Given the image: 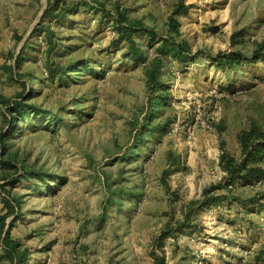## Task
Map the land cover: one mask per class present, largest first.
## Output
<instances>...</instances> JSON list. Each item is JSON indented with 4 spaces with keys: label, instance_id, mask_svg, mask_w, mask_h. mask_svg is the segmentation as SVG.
I'll return each mask as SVG.
<instances>
[{
    "label": "rangeland",
    "instance_id": "rangeland-1",
    "mask_svg": "<svg viewBox=\"0 0 264 264\" xmlns=\"http://www.w3.org/2000/svg\"><path fill=\"white\" fill-rule=\"evenodd\" d=\"M55 1L0 0V264L9 226L24 264H264V0H57L44 16ZM177 4L192 52L149 83ZM125 17L158 33L135 32L145 59ZM252 127L256 160L232 180L221 155L241 161Z\"/></svg>",
    "mask_w": 264,
    "mask_h": 264
},
{
    "label": "trees",
    "instance_id": "trees-1",
    "mask_svg": "<svg viewBox=\"0 0 264 264\" xmlns=\"http://www.w3.org/2000/svg\"><path fill=\"white\" fill-rule=\"evenodd\" d=\"M57 0L55 3H49V7L45 9L44 16L49 15V9L54 7L57 4ZM183 4H177L176 7L172 10V12L169 15L168 19V28L171 32L174 33V35H165V36H159L160 37V43L156 46V54L155 56L145 64V73L148 78L149 83H153L154 80L158 77L160 73V67L162 63V56L169 54L176 58L177 60L183 59L185 56H189L191 54V49L187 41L185 40H177L174 36L179 35V29L178 24L179 21L176 18V15L183 11ZM186 8V7H185ZM126 20V21H125ZM125 21V23H124ZM118 24V28L120 31L119 39L125 40L128 43L129 47V54L132 56V59H145L144 53L141 52L140 47L138 46V43L135 40V32H138L140 30H144L147 32L150 36L158 37V33H156L154 30L145 27L143 23L138 20H129L128 18L120 19V21H116ZM50 50V49H49ZM128 54V56H130ZM196 54V53H195ZM193 54V55H195ZM219 56H222V53H220ZM233 56H236L235 52L230 53V58L232 59ZM229 61V60H228ZM233 62V59L231 60ZM18 105L16 103L12 104L13 110L18 109ZM19 110V109H18ZM255 128L252 127L249 130L241 133L239 135V140L241 143L242 153L243 157L241 161H236L234 158H231L227 154L221 155V161L223 164V167L228 171V173L231 176V179L234 180L235 178L239 177L242 174H247L251 170V166L249 163L252 160H256V152L257 147L261 144L255 141L256 134H255ZM260 136L264 139V131L260 133ZM215 188V187H213ZM6 204L8 206L7 211L0 215V228L3 230L5 224H6V218L14 213V206L6 200ZM10 225V224H9ZM10 226L6 230L3 240L5 241V249L11 259L12 262H15V264H24L25 263V252L24 250H20L18 242L13 240L10 236ZM155 264H165L164 259H155Z\"/></svg>",
    "mask_w": 264,
    "mask_h": 264
}]
</instances>
